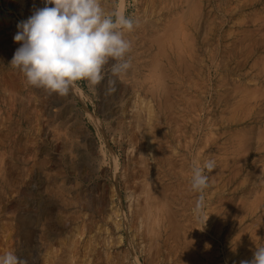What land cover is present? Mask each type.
I'll return each instance as SVG.
<instances>
[{
	"label": "rangeland",
	"instance_id": "rangeland-1",
	"mask_svg": "<svg viewBox=\"0 0 264 264\" xmlns=\"http://www.w3.org/2000/svg\"><path fill=\"white\" fill-rule=\"evenodd\" d=\"M18 1L0 0V255L60 264L76 233L75 264H192L193 254L200 264L250 261L264 247V0H101L137 22L125 33L131 68L95 90L78 81L66 96L30 86L10 65L17 24L44 7ZM137 96L155 111L153 153L137 136ZM209 159L216 167L196 212L192 168ZM161 187L178 241L162 226ZM184 238L197 244L192 256Z\"/></svg>",
	"mask_w": 264,
	"mask_h": 264
},
{
	"label": "clouds",
	"instance_id": "clouds-1",
	"mask_svg": "<svg viewBox=\"0 0 264 264\" xmlns=\"http://www.w3.org/2000/svg\"><path fill=\"white\" fill-rule=\"evenodd\" d=\"M49 5H52L49 7ZM136 21L119 12L106 11L101 0H44V7L17 24L14 41L20 44L10 65L18 69L30 86L48 93L68 95L78 81L95 88L111 77L119 78L131 68L128 54L132 43L125 38ZM107 69V71H106ZM109 85L115 79H109ZM216 162L206 160L193 166L191 189L201 193L195 211L204 207L203 192ZM0 264H27L15 252L0 255ZM264 264V247L256 248L250 261Z\"/></svg>",
	"mask_w": 264,
	"mask_h": 264
},
{
	"label": "bare ground",
	"instance_id": "bare-ground-1",
	"mask_svg": "<svg viewBox=\"0 0 264 264\" xmlns=\"http://www.w3.org/2000/svg\"><path fill=\"white\" fill-rule=\"evenodd\" d=\"M18 2H20V4H21V8L23 7L24 8V2H26L25 0H20V1H18ZM18 4V3H17ZM18 6H20V5H18ZM173 23V22H172ZM171 23V24H172ZM169 25V24H168ZM171 27H172V25H171ZM201 28V27H200ZM166 29H167V26H166ZM168 29H169V27H168ZM170 29H173L174 30V26L172 27V28H170ZM17 30H18V28H17ZM169 31V30H168ZM176 31V30H175ZM180 31V30H179ZM177 32H178V30H177ZM160 33V35H161V32H158L157 34H159ZM164 34H166L165 33V30H164V32H163ZM169 33H170V31H169ZM173 33V32H172ZM186 33V32H185ZM174 34H176V32H174ZM177 34H179V33H177ZM185 36V35H184ZM158 37H159V35H158ZM162 37V36H161ZM169 37V36H168ZM172 37V36H171ZM176 37V36H175ZM186 37H187V33H186ZM147 38V37H146ZM178 38V37H177ZM153 39H154V37H153ZM157 39V38H156ZM162 39V38H161ZM173 40H175V38L173 39ZM157 41H158V39H157ZM163 41V40H162ZM161 41V42H162ZM151 42V41H150ZM164 42V41H163ZM176 43H177V40L175 41ZM165 43V42H164ZM157 45H158V42H157ZM180 46V44H176V46ZM154 46V45H153ZM152 46V47H153ZM162 46V45H161ZM175 46V47H176ZM178 46V47H179ZM176 49H180V47L179 48H176ZM171 50H172V48H171ZM170 51V50H169ZM168 51V52H169ZM182 51V50H181ZM162 53L164 52V51H161ZM160 52V53H161ZM175 52V51H174ZM174 52H172V53H174ZM180 52V51H179ZM178 52V54H177V57L179 56V53ZM156 54V53H155ZM154 54V55H155ZM175 54V53H174ZM182 54V53H181ZM166 55H168V54H165V58L167 59V57H166ZM172 55V54H171ZM186 55V54H185ZM163 56H164V54H163ZM169 56V55H168ZM155 57V56H154ZM159 57V56H158ZM171 57H173V56H171ZM175 57V56H174ZM169 59L170 60H172V58H170L169 57ZM178 59V58H177ZM180 59V58H179ZM182 59V58H181ZM156 61L158 60V59H155ZM154 60V61H155ZM168 60V59H167ZM155 61V62H156ZM177 61V60H176ZM187 61V60H186ZM186 61H184V62H186ZM154 62V63H155ZM161 62V66L164 64H162V61H160ZM168 63H169V61H167ZM174 62H175V59H174ZM183 62V63H184ZM153 63V64H154ZM179 63H182L181 61L179 62ZM152 64V65H153ZM157 64V63H156ZM175 64V63H174ZM186 64H188L187 62H186ZM181 65H183V64H181ZM185 65V64H184ZM157 66V65H156ZM169 66H170V64H169ZM152 67V66H151ZM159 67V66H158ZM174 67V66H173ZM153 68V67H152ZM161 68H163V67H161ZM190 68H192V67H190ZM161 70V69H160ZM159 70V71H160ZM168 70V69H167ZM173 70V69H172ZM156 71H158V70H156ZM155 71V72H156ZM163 71V70H162ZM169 71H170V69H169ZM164 72V71H163ZM162 72V73H163ZM132 73V72H131ZM182 73V72H181ZM156 74V73H155ZM155 74H153L154 76H155ZM153 75H152V77H153ZM157 75H159V74H157ZM162 75V74H161ZM168 76V75H167ZM176 76V75H175ZM159 77V76H158ZM161 77V76H160ZM159 77V78H160ZM189 77V76H188ZM163 78H164V76H163ZM162 78V79H163ZM170 78V77H169ZM173 78V77H172ZM171 78V79H172ZM184 78V77H183ZM166 79H167V77H166ZM140 81V80H139ZM159 81H162V80H159ZM164 81H165V79H164ZM141 82V81H140ZM182 82V81H181ZM162 84H163V81L161 82ZM180 83V82H179ZM165 84V86H166V83H164ZM152 85H155V84H152ZM160 86V85H159ZM168 86H169V83H168ZM149 87V86H148ZM154 88H155V86H153ZM161 87V86H160ZM163 87V86H162ZM170 87V86H169ZM151 88V87H150ZM150 88H148V90L150 89ZM152 90V89H151ZM150 90V91H151ZM153 91H154V89H153ZM168 91V90H167ZM157 92V91H156ZM162 92V91H161ZM163 92H165V91H163ZM169 92H171V91H169ZM176 92V91H175ZM155 93V92H154ZM163 94V93H162ZM171 94H172V92H171ZM179 94V93H178ZM156 95V94H155ZM164 95H166V94H164ZM173 95V94H172ZM158 97V96H157ZM156 97V98H157ZM162 97H163V95H162ZM165 97V96H164ZM168 96H166V98H167ZM169 97H171V96H169ZM177 97V96H176ZM161 98V97H160ZM165 98V99H166ZM183 98V97H182ZM161 99H163V98H161ZM170 99V98H169ZM161 101V100H160ZM166 101V102H165ZM165 101H163L162 103H167V100H165ZM170 102H171V100H170ZM167 104H169V102L167 103ZM167 104H164V105H167ZM161 105V104H160ZM163 105V106H164ZM168 106V105H167ZM173 106V105H172ZM171 107V106H170ZM134 108H135V113H136V117H135V120H136V127H137V129H136V131H137V136H139L138 138H140V140L143 142V144H144V146H145V148H146V150H147V152L149 151V152H151V153H153L154 151H155V149H157V147L156 146H158V145H156V142H155V137H156V134H155V132H157V131H155V127H154V120H155V111H154V108H153V105H152V102H151V100L149 99H144L143 97L141 98V97H138L137 96V99H136V101H135V103H134ZM172 108V107H171ZM164 109H166V108H164ZM175 108H173V109H169V110H171V112H172V110H174ZM162 111H163V109H162ZM177 111V110H176ZM59 116H62V115H59ZM174 116V115H173ZM165 117H166V115H165ZM65 118V117H64ZM167 118V117H166ZM172 120V119H171ZM158 133V132H157ZM161 134V133H160ZM59 135V134H58ZM159 135V134H158ZM158 137V136H157ZM159 140V139H158ZM83 141V140H82ZM78 142V141H77ZM141 142V143H142ZM77 146V145H76ZM73 147H75V146H73ZM78 147V146H77ZM104 148V147H103ZM57 150V149H56ZM63 150H65V149H63ZM158 152V151H157ZM102 156H104L105 157V155H106V151H104V150H102ZM146 154V153H145ZM150 154V153H149ZM159 154V153H158ZM157 154V155H158ZM63 155V154H62ZM152 155V154H151ZM165 155V154H164ZM169 155V154H168ZM166 156V155H165ZM170 156V155H169ZM168 156V157H169ZM65 157V156H64ZM97 158H98V160H97ZM97 158H95V159H93L94 160V165H96L97 166V164H98V166L99 167H103V161H105L104 159H103V157H101V158H99V157H97ZM152 158V157H151ZM153 158H155V157H153ZM152 158V159H153ZM160 158H162V157H160ZM165 158V157H164ZM156 159V158H155ZM161 160H164V159H161ZM115 161H116V166H115V170H116V172H117V169H118V162H117V159L115 158ZM154 161V160H153ZM172 161V160H171ZM112 162V161H111ZM163 162V161H162ZM181 162V161H180ZM105 163V162H104ZM169 163V162H168ZM174 164V163H173ZM108 165V164H107ZM176 165V164H175ZM175 165H174V167H175ZM164 166V165H163ZM108 168H110V166H108ZM72 169V168H71ZM103 169V168H102ZM170 169V168H169ZM173 169V168H172ZM175 169V168H174ZM114 170V171H115ZM176 170V169H175ZM98 171V170H97ZM96 171V172H97ZM109 172V171H108ZM120 172V171H119ZM155 172H157V171H155ZM178 172H179V169H178ZM184 172V171H183ZM118 173V172H117ZM159 172H157V174H158ZM174 173V172H173ZM59 174V173H58ZM181 174V173H180ZM98 176H100V175H98ZM167 178V177H166ZM178 179V178H177ZM167 180V179H166ZM174 180V179H173ZM63 181V180H62ZM160 183V182H159ZM179 183V182H178ZM180 184V183H179ZM164 185V184H163ZM159 186V185H158ZM165 187V186H164ZM62 188V187H61ZM158 189L160 188V187H157ZM157 188H156V190H157ZM162 188V187H161ZM168 188H170V187H167V189ZM146 190H148L147 188H146ZM155 190V191H156ZM58 191V190H57ZM59 191H60V189H59ZM152 191V190H151ZM149 191H147V193H148ZM156 193V192H155ZM57 194V193H56ZM59 194V193H58ZM63 194V193H62ZM152 194H153V192H152ZM167 193H166V190L164 189V188H162L160 191H159V196L158 197H160V202H161V204H163L161 207H162V209H160L158 212H160V214L159 215H161V218H162V226H163V228L166 230V231H168V233H169V230L171 229L172 230V232H171V234H169V237H170V235L172 236V237H174V239L176 238V240L178 241V239H180L181 238V236H183V235H181L180 234V232L179 231H181L180 230V228L178 227V224H180L179 223V221H176L175 220V216H173V214H175V213H173V211L171 210L172 208H170V202H169V197L167 198V195H166ZM184 194H185V192H184ZM154 195V194H153ZM183 197V196H182ZM151 198H154L155 199V196L154 197H151ZM157 198V197H156ZM170 198H171V196H170ZM184 198H185V196H184ZM104 199V198H103ZM150 199V198H149ZM173 199V198H172ZM183 200H185V199H183ZM109 201V200H108ZM171 201V200H170ZM176 201V200H175ZM174 201V202H175ZM180 201V200H179ZM160 202L159 203H157V204H159L160 205ZM171 202H173V201H171ZM179 203V202H178ZM114 204V203H113ZM148 204V203H147ZM105 205V204H104ZM109 205V204H108ZM112 205V204H111ZM158 205V206H159ZM151 206H152V210H154L153 209V204H151ZM156 207V208H159V207ZM147 207V206H146ZM178 207V206H177ZM182 208V207H181ZM174 209V208H173ZM101 210V209H100ZM148 210V209H147ZM147 210H145L146 212H147ZM151 209L149 210V212L150 211H152ZM156 211V210H155ZM103 212H105V211H103ZM146 212H145V214H146ZM149 212H148V214L147 215H149V216H155V215H151V214H149ZM175 212V211H174ZM177 212H179V211H177ZM185 212V211H184ZM107 213H108V211H107ZM143 213V212H142ZM153 213V212H152ZM155 213V212H154ZM187 213V212H186ZM108 214H110L112 217H114V219H118L119 218V211L117 210V209H114V208H111L110 209V211H109V213ZM156 214H158V213H156ZM107 215V214H106ZM143 215V214H142ZM146 215V216H147ZM111 217V218H112ZM156 217V216H155ZM145 218V217H144ZM147 218H149L148 219V221L151 219L150 217H147ZM178 218V217H177ZM188 218V217H187ZM108 220H109V218H107ZM142 219V218H141ZM157 220H158V218H156ZM182 219H184V218H182ZM143 220V219H142ZM141 220V221H142ZM155 220V219H154ZM179 220V219H178ZM144 221V220H143ZM160 221H161V219H160ZM145 222V221H144ZM151 222V221H150ZM147 223V222H146ZM146 223H145V225H146ZM178 223V224H177ZM143 224V223H142ZM155 224H157V222H156V220H155ZM155 224H154V226L153 227H155ZM161 224V223H160ZM183 224V223H182ZM159 225V224H158ZM160 226V225H159ZM181 226V225H180ZM151 228H152V226H151ZM156 228V227H155ZM155 228H152V229H154V230H156ZM159 228V227H158ZM151 229V230H152ZM187 229V228H186ZM185 229V230H186ZM150 230V229H149ZM151 230H150V234L153 232H151ZM163 230V229H162ZM184 230V229H183ZM184 230V234H185V232L187 231H185ZM190 231V230H189ZM188 232V231H187ZM193 232V231H192ZM195 232V231H194ZM146 233H147V231H146ZM158 233H159V229H158ZM162 233V232H161ZM161 233L159 234L160 236H161ZM189 233H187L186 235H188ZM194 234H196V233H194ZM69 235H71V234H69ZM167 235V234H166ZM181 235V236H180ZM151 236V235H150ZM185 236V235H184ZM192 236V235H191ZM197 236V235H196ZM75 237H77V235H76V233L74 234H72L71 235V237L68 239V246H67V248H66V257H64L65 259H62L63 260V262L65 263V264H75V262H76V255H79V253H78V248H77V246H76V242L75 241H73V238H75ZM187 237H190V235L189 236H187ZM171 238V237H170ZM191 238V237H190ZM192 238H193V236H192ZM191 238V239H192ZM195 238V240H197L196 239V237H194ZM184 239H186V238H184ZM189 238H187L186 239V242H183V245L185 246V243H188L189 242V240H188ZM77 240V239H76ZM194 240V241H195ZM171 241V240H170ZM173 241V240H172ZM182 241H185V240H182ZM188 241V242H187ZM193 241V242H194ZM165 242V241H164ZM174 242V241H173ZM172 242V243H173ZM180 242H181V240H180ZM158 243V242H157ZM66 244V243H65ZM171 244V243H170ZM173 244H175V243H173ZM181 244V243H180ZM179 244V245H180ZM191 244H193L192 243V241H191ZM191 244L190 243H188L186 246H187V251H188V254L189 255H191L192 256V254L194 253V248L195 247H193V246H196L197 244H193V246H191ZM199 245H200V243H198ZM78 245V244H77ZM166 245V244H165ZM177 245H178V243H177ZM176 244L175 245H172V248L173 249H175V247L177 246ZM178 245V246H179ZM182 245V247H184ZM159 246V245H158ZM157 246V247H158ZM173 246H175V247H173ZM186 246H185V248H186ZM168 247H170V246H168ZM180 247H181V245H180ZM181 247V248H182ZM202 247V246H201ZM171 248V247H170ZM178 247H176V249H177ZM178 249H180V248H178ZM183 249V248H182ZM161 250V249H160ZM167 250V249H166ZM168 250L169 251H171L169 248H168ZM184 250H186V249H184ZM197 250V249H196ZM196 250H195V252H196ZM174 251V250H173ZM181 251V250H180ZM82 252V251H81ZM183 252V251H182ZM186 252V251H185ZM198 253H200L199 252V250L197 251ZM161 253V252H160ZM187 253V252H186ZM173 254V253H172ZM175 254H178V250H177V253H176V251L174 252V254L173 255H175ZM171 255V254H170ZM194 255H196V259L200 262V260H201V258H199V257H197L198 256V254H193V256ZM201 255V254H200ZM188 256V255H187ZM79 257V256H78ZM81 257H82V254H81ZM80 257V258H81ZM84 258V257H83ZM178 258V257H177ZM185 258H187V257H185ZM195 258V257H194ZM82 259V258H81ZM176 259V258H175ZM180 259V258H179ZM188 259H192V258H188ZM188 259H185V260H188ZM203 259V258H202ZM65 260V261H64ZM174 260V259H173ZM172 260V261H173ZM181 260V259H180ZM184 259H183V262L185 261ZM189 260V261H190ZM197 260H194V261H197ZM45 261H47V260H45ZM45 261H43V262H45ZM176 261V260H175ZM188 261V262H189ZM193 261V262H194ZM197 261V262H198ZM61 262L62 261H60V264H61ZM62 262V264H64ZM79 262H80V260H79ZM179 262V261H178ZM182 262V261H181ZM193 262H192V264H193ZM198 262V263H199ZM203 262V261H202ZM46 263H48V262H45L44 264H46ZM81 263V262H80ZM86 264H87V262H85ZM177 263V262H176ZM185 263V262H184ZM195 263V262H194ZM201 263V262H200ZM199 263V264H200ZM178 264V263H177ZM187 264H191V263H187Z\"/></svg>",
	"mask_w": 264,
	"mask_h": 264
}]
</instances>
